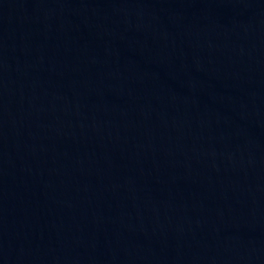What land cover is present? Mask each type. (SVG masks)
<instances>
[{"label": "water", "instance_id": "obj_1", "mask_svg": "<svg viewBox=\"0 0 264 264\" xmlns=\"http://www.w3.org/2000/svg\"><path fill=\"white\" fill-rule=\"evenodd\" d=\"M0 264H264V0H0Z\"/></svg>", "mask_w": 264, "mask_h": 264}]
</instances>
